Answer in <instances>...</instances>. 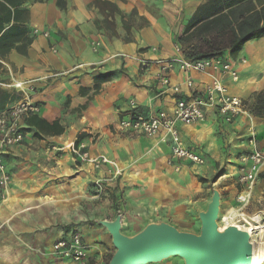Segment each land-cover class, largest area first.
<instances>
[{"label": "crops", "instance_id": "1", "mask_svg": "<svg viewBox=\"0 0 264 264\" xmlns=\"http://www.w3.org/2000/svg\"><path fill=\"white\" fill-rule=\"evenodd\" d=\"M208 1L66 0L64 9L56 0L23 5L28 11L24 23L34 39L25 54L13 48L0 56V114L25 98L38 111L23 116V142L3 155L11 179L0 199V264H36L35 259L43 257L41 250L52 251L56 240L75 231L91 246L90 259L106 264L108 247L113 244L96 220H113L120 213L125 218L133 207L141 210L149 202L153 206L163 203L169 196L165 185L173 191L170 185H180L178 178L185 182L183 188L203 200L198 214L206 210L213 187H203L197 177L202 171L209 173L208 158L222 155L221 135L232 143L219 175L226 184L221 191L222 209L229 212L238 205L242 186L234 177L244 165L241 157L250 150L251 131L264 153V115L247 109L227 122L215 107L206 106L203 121L178 122L184 144L205 158L202 165L174 158L173 144L163 134L148 137L118 128L131 110V100L148 116L159 110L171 113L177 98L205 96L211 83L207 74L193 73V84L188 86L179 70H162L156 63L142 70L141 60L199 57L210 32L199 33L197 26H187ZM253 1L259 9L258 0ZM132 11L136 12L133 19L128 17ZM118 12L127 14L125 22H119L115 30L104 27L102 21L116 20ZM221 56L240 73L236 82L221 76L230 94L241 97L247 108L261 102L264 36L246 42L237 55L225 50ZM161 71L168 78L167 85L160 80ZM107 73L110 77L96 82L97 76ZM15 82H25L26 90L16 88ZM174 85L180 86V93H174ZM31 114L49 124L56 122L61 131L29 125ZM81 134L85 135L77 141ZM72 144L84 145L90 157L105 156L116 167L102 163L97 168L80 160L73 155ZM99 181L107 182L106 193L101 194L103 189L96 193L93 184ZM188 191L182 194L186 200ZM246 212L264 214V168Z\"/></svg>", "mask_w": 264, "mask_h": 264}, {"label": "built area", "instance_id": "2", "mask_svg": "<svg viewBox=\"0 0 264 264\" xmlns=\"http://www.w3.org/2000/svg\"><path fill=\"white\" fill-rule=\"evenodd\" d=\"M38 33V30L35 32ZM45 36L49 33L43 32ZM96 50L99 42L95 43ZM245 63L246 59H242ZM152 63L159 64L162 70H179L186 75V84L192 86L193 73H205L211 78V83L206 88L204 97L193 96L191 98H177L172 112L159 110L152 115H144L139 110L137 103L131 100V110L122 119L118 128L123 131L139 132L148 137L163 134V138H168L172 142V155L174 158L187 160L197 165L205 163V158L197 151L188 148L180 135L177 123L193 124L205 119L203 107H215L227 122H232L238 115L247 113L246 102L239 96L230 94L228 88L223 83L222 77L228 75L233 82L240 78L238 69L231 61L220 56H213L199 59H188L184 56L158 60H141V69L145 70ZM160 80L164 85L168 84L166 75L159 73ZM222 76V77H221ZM14 86L20 90H26L25 82H15ZM174 93H180V86L172 87ZM38 111L29 98L21 100L9 110L0 114V199L4 198L5 188L8 186L11 176L7 170L3 155L8 149L21 144L24 140L22 130V118L26 113ZM250 150L241 157L243 166L240 168L238 181L242 188L236 199L238 205L227 214V217L240 224H247L255 232L254 244L259 243L258 239L264 237V214H249L246 212L251 203L254 185L258 176L264 168V153L258 147L257 136L254 131L250 132L248 139ZM84 145L72 144L70 149L73 155L84 162H91L95 167H100L102 163H115L105 156L92 158L85 151ZM84 149V150H83ZM116 173H119L116 171ZM101 186V190H102ZM224 215L220 223L223 222ZM52 252L62 258L71 260L77 264H105L102 260L90 259V247L80 232H73L69 236H63L56 240L52 246Z\"/></svg>", "mask_w": 264, "mask_h": 264}, {"label": "water", "instance_id": "3", "mask_svg": "<svg viewBox=\"0 0 264 264\" xmlns=\"http://www.w3.org/2000/svg\"><path fill=\"white\" fill-rule=\"evenodd\" d=\"M222 193L213 188L206 210L200 211L199 233L180 230L175 225L157 220L147 223L138 232H123V217L97 219L111 236L115 252L108 264L160 263L180 257L184 264H252L254 243L252 229L238 224L219 227Z\"/></svg>", "mask_w": 264, "mask_h": 264}, {"label": "trees", "instance_id": "4", "mask_svg": "<svg viewBox=\"0 0 264 264\" xmlns=\"http://www.w3.org/2000/svg\"><path fill=\"white\" fill-rule=\"evenodd\" d=\"M28 1L47 0H0V56H4L13 48L25 54L33 42L34 38L30 36L29 28L24 23L28 11L23 8V5ZM258 2L259 9L253 0H209L207 4L200 7L187 28L197 26L199 33L209 34L210 32V38L203 42L202 54L199 57L190 56V59L220 56L225 50H229L234 56L246 42L264 36V1L258 0ZM56 3L61 9L66 7V0H56ZM108 77H110L109 73L97 76L96 82L106 80ZM247 109L254 115H264V99ZM28 119V124H34L38 129L61 131L55 127L58 125L56 122L49 124L36 114H31ZM84 135L81 134L77 141ZM111 256L112 254L108 262Z\"/></svg>", "mask_w": 264, "mask_h": 264}, {"label": "rangeland", "instance_id": "5", "mask_svg": "<svg viewBox=\"0 0 264 264\" xmlns=\"http://www.w3.org/2000/svg\"><path fill=\"white\" fill-rule=\"evenodd\" d=\"M135 14L136 12L132 11V13L128 15V17L133 19ZM117 16H116V20L114 17H112L113 18L112 20L104 19L102 21L104 27H107V28L110 27V29L115 30L114 27L117 24H119V22H125L124 16H127V14L123 15V13L118 12ZM112 32H116V31H112ZM220 140H221V146H222L221 148L222 155L218 156L217 158L216 157L208 158L207 170L209 171V173H204L205 171H202L201 174L199 173L197 178L202 182L203 187L204 186L213 187V188L217 187L220 191L222 190L225 191L226 184L225 182L222 181V178H220L219 175L223 173L224 167L227 164V161L229 159V154L231 152L232 143L230 139H228V137L224 135L220 136ZM238 176L239 175H235L234 177V181L237 184H239ZM177 181L180 183V185H170V187L173 188V191H169L168 185L167 184L165 185L164 191L165 193H169L168 194L169 196L166 197V200L163 203L157 204V206H153L149 202L148 204L142 205L141 210L139 209L136 210V208L133 207L134 209L131 208L129 210V213L127 212L125 214V218L122 216L123 217V232L125 234L132 235L138 232L139 230H141L149 222L157 221V220H164L169 223L171 222L175 223V226L178 227L180 230H186V231L199 233L201 224H200V219L198 217V211L201 208L200 205H201V201L203 200H200L201 199L200 196L195 197L193 191L192 192L188 191L187 187L183 188L182 183L185 184V182L181 181L180 178H178ZM106 183L107 182L105 181H99L98 183L93 184L95 185L97 194L98 192L100 193L101 186L103 188V191H101V194L104 192L106 193L107 191V189H105ZM88 191L91 192V190H88ZM185 191H188L186 192L188 193L186 195L187 200L185 199L184 196H182V194ZM121 200H123V193H122L121 199L119 200V203ZM141 201H143V199H141ZM121 212H123L122 209H121ZM226 213H227V210L223 208L221 210L219 221L223 215H226ZM221 225H223V222H221ZM262 240H264V238ZM108 251L110 252V254H113L115 252V247L113 245H110V247H108ZM40 252L43 257H41L40 259L36 258L35 259L36 264H77L71 260L55 255L52 251L47 252V251L41 250ZM99 253H102V252L99 251ZM48 256H50L51 258H46ZM31 262H34V261H31ZM150 264H184V262L182 258L176 256V257H171L169 259H166L160 263H150Z\"/></svg>", "mask_w": 264, "mask_h": 264}, {"label": "bare ground", "instance_id": "6", "mask_svg": "<svg viewBox=\"0 0 264 264\" xmlns=\"http://www.w3.org/2000/svg\"><path fill=\"white\" fill-rule=\"evenodd\" d=\"M231 211V210H230ZM229 211V212H230ZM227 212L226 215H224V219H223V225H221L220 221L219 222V227L222 229L224 227V225H229V224H238L240 225V227L242 228H245V229H249L248 225L247 224H240V223H237L236 221L234 220H231L227 217V214L229 213ZM221 220V219H220ZM252 235V239L254 240L255 239V232L252 231L251 232ZM254 243V242H253ZM264 263V240H261L259 241V245L257 244H254V253H253V261H252V264H263Z\"/></svg>", "mask_w": 264, "mask_h": 264}]
</instances>
